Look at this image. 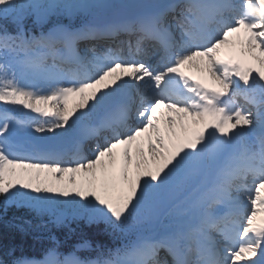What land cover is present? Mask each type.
I'll return each instance as SVG.
<instances>
[{"label": "rangeland", "instance_id": "1", "mask_svg": "<svg viewBox=\"0 0 264 264\" xmlns=\"http://www.w3.org/2000/svg\"><path fill=\"white\" fill-rule=\"evenodd\" d=\"M96 1L98 0H71L70 5L66 4V9L70 10V11H74V10H85L87 9L91 4L96 3ZM94 2V3H93ZM38 17L42 16V13H39L37 15ZM158 165V164H157ZM1 177H4L5 179L9 177H11V183L9 185H0V191H7L10 193V195H14V194H18V197H20L23 200H30L31 197H34L33 193H24V190H19V193H15L13 190H11L12 188H16L14 190H18L17 186H21L22 184H27L30 188H33L34 192H36V187L37 184L34 180L31 179V175H29L27 172L25 171H13L12 169H8V171L4 170V173L0 174ZM34 178V177H33ZM83 179L86 180V177L83 176H79L76 178L78 183H82L83 185H79L76 186V190L78 192H82V193H86L89 197H99L97 194L91 193L89 191V186H92L91 182L89 181H85V182H80L79 179ZM38 181H41V179H39ZM25 182V183H24ZM21 184V185H20ZM43 188V193L44 194H50L55 192V189H57L55 186H51L50 183H46L45 186H42ZM100 192V189H98L97 193ZM3 193V192H2ZM4 194V193H3ZM8 197V194H7ZM12 197V196H11ZM6 201L12 202L14 203L11 199L7 198ZM98 200H93L90 201V205L91 207H93L94 202H97Z\"/></svg>", "mask_w": 264, "mask_h": 264}, {"label": "bare ground", "instance_id": "2", "mask_svg": "<svg viewBox=\"0 0 264 264\" xmlns=\"http://www.w3.org/2000/svg\"><path fill=\"white\" fill-rule=\"evenodd\" d=\"M76 102H79V103H81L82 102V99L81 98H77L76 100H75ZM46 130H49V127L48 128H46L45 129V131ZM242 131H243V129H241ZM122 146H119L118 148H121ZM137 153V152H136ZM124 160H126V159H124ZM123 160V161H124ZM104 165V163L102 164V166ZM105 165H106V172H107V174L109 175V173H111V169H112V167H113V165H112V167H108V165L105 163ZM102 166H98V169L97 170H95L94 172L96 173V175H101V173L103 172L102 171V169H101V167ZM168 173V172H167ZM112 176V175H111ZM113 177V176H112ZM104 179H105V181H107V182H109V180H110V178L108 177V176H104ZM193 181V180H192ZM138 185V184H137ZM127 186V185H126ZM29 222H31V220H29Z\"/></svg>", "mask_w": 264, "mask_h": 264}, {"label": "trees", "instance_id": "3", "mask_svg": "<svg viewBox=\"0 0 264 264\" xmlns=\"http://www.w3.org/2000/svg\"><path fill=\"white\" fill-rule=\"evenodd\" d=\"M1 1V0H0ZM10 242V240L9 239H6V243H9Z\"/></svg>", "mask_w": 264, "mask_h": 264}]
</instances>
